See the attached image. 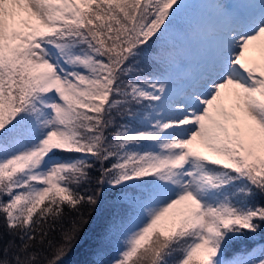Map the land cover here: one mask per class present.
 <instances>
[{"label":"snow or ice","instance_id":"obj_1","mask_svg":"<svg viewBox=\"0 0 264 264\" xmlns=\"http://www.w3.org/2000/svg\"><path fill=\"white\" fill-rule=\"evenodd\" d=\"M105 189L97 264H264V0H0V264H65Z\"/></svg>","mask_w":264,"mask_h":264},{"label":"trees","instance_id":"obj_2","mask_svg":"<svg viewBox=\"0 0 264 264\" xmlns=\"http://www.w3.org/2000/svg\"><path fill=\"white\" fill-rule=\"evenodd\" d=\"M201 45L196 42L188 44L189 57L195 55L196 48ZM117 196L112 191L105 189L99 197V203L96 206L84 209L85 216L88 219V224L85 226L81 235L80 242L75 246L69 257L66 258L65 264H97L99 261H106L109 256L115 254L117 241L113 237L99 243V238L107 224H109L117 211L116 205ZM55 240H59V233H55ZM258 244H264V234L258 236L255 240H246L236 246V250L251 249Z\"/></svg>","mask_w":264,"mask_h":264},{"label":"rangeland","instance_id":"obj_3","mask_svg":"<svg viewBox=\"0 0 264 264\" xmlns=\"http://www.w3.org/2000/svg\"><path fill=\"white\" fill-rule=\"evenodd\" d=\"M197 60H194L193 58L189 57V59L187 61L190 62V63H195Z\"/></svg>","mask_w":264,"mask_h":264}]
</instances>
